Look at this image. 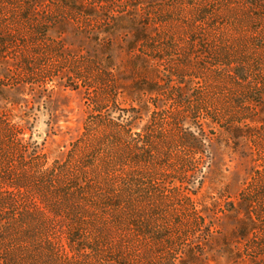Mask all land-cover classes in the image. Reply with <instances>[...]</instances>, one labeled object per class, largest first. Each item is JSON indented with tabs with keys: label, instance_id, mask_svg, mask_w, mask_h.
<instances>
[{
	"label": "rangeland",
	"instance_id": "obj_1",
	"mask_svg": "<svg viewBox=\"0 0 264 264\" xmlns=\"http://www.w3.org/2000/svg\"><path fill=\"white\" fill-rule=\"evenodd\" d=\"M89 120L103 213L25 161ZM0 264H264V0H0Z\"/></svg>",
	"mask_w": 264,
	"mask_h": 264
},
{
	"label": "trees",
	"instance_id": "obj_2",
	"mask_svg": "<svg viewBox=\"0 0 264 264\" xmlns=\"http://www.w3.org/2000/svg\"><path fill=\"white\" fill-rule=\"evenodd\" d=\"M93 123L94 122L92 120H89L87 122L85 132L81 134L79 138L72 142V147L69 149L68 154L64 159H60L59 157H57L54 158L51 162H49L47 155L43 153L39 156L32 154L33 156H28L27 160L25 161L33 162L34 164H37L39 168H41L39 171H37L39 175L36 177L39 182H41V184H44L41 187L47 188L45 190L47 194L51 193V195L53 196L61 197L78 196L80 198V195L89 197L88 200L82 201V205L89 204L91 210L97 213H103L104 209L121 207L124 204V201L120 198V194L114 191L112 188L110 190L103 188L108 192V195L106 197H97L96 195H94V191L89 190V188L97 187V184H80L79 182V179L82 178L81 175H83L85 172V167H87L88 169L92 165H94L92 164V160L96 153L93 152L92 154H90L92 150L85 151V144L90 143L89 141H92L90 132ZM120 123L122 124L124 130L122 133L127 134L125 121H120ZM115 125L118 126V124ZM116 133L118 132L116 131ZM90 144L92 146V142ZM98 146H100V143L95 148H93V151H96ZM125 148L129 149V145H126ZM86 154V159H84V156ZM88 154L90 155L88 156ZM128 158L131 159L132 157L115 159L110 165L108 164L104 167L101 166L100 171L96 174H89L88 170L86 173L89 177H92L94 180L103 178L108 179L110 181L109 185H113L114 183L119 182L123 186H129V183L131 181L130 171L116 167L117 165L127 163L125 161L128 160ZM45 163H48L47 166H43ZM18 185L20 186L21 184L18 183ZM113 194L114 197L109 196ZM71 200L74 203L76 202L72 198ZM51 201L52 203H54V200ZM78 203L79 202L75 203V205L71 204V206L69 207H63V209H67L70 213V215L68 216V224L74 234H77L79 232V228L83 227L82 224H80L79 222L80 217L77 216V214L80 213L78 212ZM81 209L82 208L80 207V210Z\"/></svg>",
	"mask_w": 264,
	"mask_h": 264
}]
</instances>
